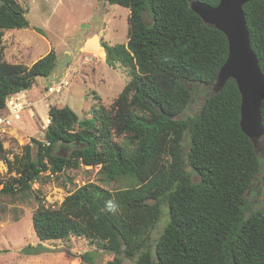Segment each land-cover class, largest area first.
I'll list each match as a JSON object with an SVG mask.
<instances>
[{
  "label": "trees",
  "instance_id": "16d2710c",
  "mask_svg": "<svg viewBox=\"0 0 264 264\" xmlns=\"http://www.w3.org/2000/svg\"><path fill=\"white\" fill-rule=\"evenodd\" d=\"M105 1L130 9L128 42H101L107 61L130 79L109 106L101 103L84 118L51 106L46 139L34 138L13 159L4 156L15 174L0 177V193L39 201L32 221L41 241L98 239L115 254L103 264H121L122 253L134 264H264V209L250 211L246 196L256 182L264 193V153L241 129L236 80L210 90L199 112L187 114L197 88L214 84L228 57L226 34L207 24L191 0ZM244 10L264 72V0ZM27 12L18 0H0V29L28 27ZM56 64L55 50L27 65L5 60L0 48V110ZM262 117L264 126V100ZM81 164L100 165V180L126 185L111 190L87 182L58 207L46 205L33 184L47 171ZM164 205L169 219L153 251L151 232ZM44 250L42 243L20 249Z\"/></svg>",
  "mask_w": 264,
  "mask_h": 264
},
{
  "label": "rangeland",
  "instance_id": "374dc122",
  "mask_svg": "<svg viewBox=\"0 0 264 264\" xmlns=\"http://www.w3.org/2000/svg\"><path fill=\"white\" fill-rule=\"evenodd\" d=\"M28 10L29 26L0 29V48L5 60L33 64L51 50L57 53V64L49 76H39L27 90L10 96L6 108L0 110V177L15 174L9 170L5 157L13 159L24 152L33 139H46L51 106L69 107L78 118L90 115L93 107L109 106L130 79L128 71L119 63L107 61L102 41L109 44L127 43L130 9L105 0H18ZM91 59V61H90ZM60 80L69 85L62 91L50 92L49 86ZM212 88L198 87L195 100L187 114L199 112ZM97 96L102 98L99 102ZM18 103V106L15 104ZM264 153V139L259 140ZM37 151V148H33ZM35 151V152H36ZM5 156V157H4ZM100 165L81 164L51 173L47 171L33 184L46 205L58 207L72 192L87 182H95L115 190L126 185L124 180H100ZM197 180V176L193 175ZM249 210L264 209L261 182L247 191ZM39 201L32 197H13L0 193V264H103L115 256L104 250L98 239L72 234L65 239L41 241L32 216ZM169 219L164 205L160 220L151 232V248ZM42 243L45 250L27 255L20 249L28 244ZM89 253L91 259L84 256ZM121 264H134L135 258L120 254Z\"/></svg>",
  "mask_w": 264,
  "mask_h": 264
},
{
  "label": "water",
  "instance_id": "95a60500",
  "mask_svg": "<svg viewBox=\"0 0 264 264\" xmlns=\"http://www.w3.org/2000/svg\"><path fill=\"white\" fill-rule=\"evenodd\" d=\"M251 0H220L216 6L191 0V7L209 24L223 31L229 44L228 57L220 68L213 91H220L227 80H236L240 94V126L256 145L264 139L262 101L264 100V72L251 46L250 32L244 5ZM69 108V107H68ZM74 119L78 116L69 108Z\"/></svg>",
  "mask_w": 264,
  "mask_h": 264
},
{
  "label": "built area",
  "instance_id": "2783aa9c",
  "mask_svg": "<svg viewBox=\"0 0 264 264\" xmlns=\"http://www.w3.org/2000/svg\"><path fill=\"white\" fill-rule=\"evenodd\" d=\"M90 61H91V59H90ZM68 85H69V81L68 80H60L57 83H53L52 85H50L48 90L50 92L62 91ZM8 102H11V100L8 99ZM15 105L18 106V103H16Z\"/></svg>",
  "mask_w": 264,
  "mask_h": 264
},
{
  "label": "clouds",
  "instance_id": "9594fccd",
  "mask_svg": "<svg viewBox=\"0 0 264 264\" xmlns=\"http://www.w3.org/2000/svg\"><path fill=\"white\" fill-rule=\"evenodd\" d=\"M108 207L112 210H115V205H113V203L111 201H109L108 203Z\"/></svg>",
  "mask_w": 264,
  "mask_h": 264
},
{
  "label": "crops",
  "instance_id": "0c3cea01",
  "mask_svg": "<svg viewBox=\"0 0 264 264\" xmlns=\"http://www.w3.org/2000/svg\"><path fill=\"white\" fill-rule=\"evenodd\" d=\"M106 53V52H105Z\"/></svg>",
  "mask_w": 264,
  "mask_h": 264
}]
</instances>
